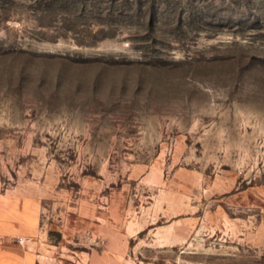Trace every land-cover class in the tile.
<instances>
[{
  "label": "rangeland",
  "instance_id": "374dc122",
  "mask_svg": "<svg viewBox=\"0 0 264 264\" xmlns=\"http://www.w3.org/2000/svg\"><path fill=\"white\" fill-rule=\"evenodd\" d=\"M0 264H264V0H0Z\"/></svg>",
  "mask_w": 264,
  "mask_h": 264
},
{
  "label": "crops",
  "instance_id": "0c3cea01",
  "mask_svg": "<svg viewBox=\"0 0 264 264\" xmlns=\"http://www.w3.org/2000/svg\"><path fill=\"white\" fill-rule=\"evenodd\" d=\"M20 250V249H18V247H13V246H10V245H8V246H1L0 247V250H1V252H3V254L5 253V252H8V251H10V250ZM29 262H28V264H34L35 262H36V257L34 256H29Z\"/></svg>",
  "mask_w": 264,
  "mask_h": 264
}]
</instances>
